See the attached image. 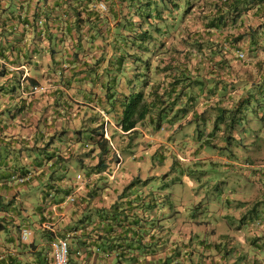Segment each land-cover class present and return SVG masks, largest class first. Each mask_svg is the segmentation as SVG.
I'll return each mask as SVG.
<instances>
[{
  "label": "trees",
  "instance_id": "trees-1",
  "mask_svg": "<svg viewBox=\"0 0 264 264\" xmlns=\"http://www.w3.org/2000/svg\"><path fill=\"white\" fill-rule=\"evenodd\" d=\"M200 93L188 123L200 136L203 122L204 142L264 141V0H0V264H31L20 226H40L77 174L120 161L110 120L130 148L170 132ZM78 190L66 205L83 202Z\"/></svg>",
  "mask_w": 264,
  "mask_h": 264
},
{
  "label": "crops",
  "instance_id": "crops-1",
  "mask_svg": "<svg viewBox=\"0 0 264 264\" xmlns=\"http://www.w3.org/2000/svg\"><path fill=\"white\" fill-rule=\"evenodd\" d=\"M35 1L20 0L30 9ZM39 61L46 66L48 55ZM196 99L182 117L166 124L178 132L144 135L149 144L144 150L117 145L121 169L91 173L78 190L83 202L71 207L64 200L51 202L40 226L21 225L32 230L25 249L31 264L48 261L49 241L61 234L79 264H264V142H253L255 131L249 130L246 142L219 136L204 142L203 122L197 121L205 130L200 136L196 123H188L205 107L202 93ZM13 131L27 132L20 125ZM107 132L112 142L116 136L126 139L112 120ZM147 159L185 170L179 176L140 169ZM30 160L24 157L22 163ZM128 161L135 170L126 169ZM113 209L124 213L114 218Z\"/></svg>",
  "mask_w": 264,
  "mask_h": 264
},
{
  "label": "built area",
  "instance_id": "built-area-1",
  "mask_svg": "<svg viewBox=\"0 0 264 264\" xmlns=\"http://www.w3.org/2000/svg\"><path fill=\"white\" fill-rule=\"evenodd\" d=\"M97 7L101 12L106 11V5L103 1L99 2ZM240 56L242 57L243 55L240 54ZM105 120L107 121V119ZM106 135H107V131H106ZM110 144L112 147H114L112 142H110ZM116 155L120 159V154L117 153ZM110 178L112 177L110 176ZM76 179L79 182V185L77 186V189H75L73 192L69 193L66 196L65 201L72 202L75 198L76 191L80 189L85 184V182H87V179L85 180L81 174H77ZM19 234L21 241H27L29 239L31 232L27 227H22L20 229ZM49 246H50L49 264H71L68 260L69 243L67 238L60 236L53 237L49 241Z\"/></svg>",
  "mask_w": 264,
  "mask_h": 264
},
{
  "label": "rangeland",
  "instance_id": "rangeland-1",
  "mask_svg": "<svg viewBox=\"0 0 264 264\" xmlns=\"http://www.w3.org/2000/svg\"><path fill=\"white\" fill-rule=\"evenodd\" d=\"M118 127V126H117ZM109 134H110V132H109ZM146 134L147 135H153V134H149L148 132L146 133V132H143L142 131V136H138V137H136V138H134L133 140V142L131 143V147H140L141 149H145L147 146H149V144L146 142V139H144L145 138V136H146ZM107 135H108V132H107ZM114 134H112L111 136H113ZM117 135V133H115V136ZM145 135V136H144ZM116 139L118 140L117 142H115L114 140H113V144L115 145V146H117L118 145V147H124V145L123 144H125L124 142H123V144L121 143L122 142V139H120L118 136H116ZM137 142H136V141ZM250 140H252V137H250V139H249V142H250ZM134 142H136V143H134ZM152 142V141H151ZM264 142V141H263ZM143 149V150H144ZM119 150V149H118ZM119 152H120V150H119ZM166 155V152H165V154H164V156ZM166 157V156H165ZM164 157V158H165ZM149 159V158H148ZM146 160L145 162L144 161H142V162H140V163H142V166H141V168L140 169H146V170H155V171H164V172H166L167 170H169V171H174L175 173L177 172L178 173V175L180 176L181 175V173L179 172V170L180 169H184V168H179V167H177V166H175L174 167V164L172 163L171 165H169V166H167V165H164L165 163V160H156V161H150V160ZM88 162V161H87ZM75 169H77V171L78 172H84V169L82 168V167H78V168H76V166L74 167ZM117 168V165H115V166H113V167H111L110 169H108V170H105V171H110V170H114V169H116ZM191 168L192 169H194V167H192L191 166ZM117 169H121V167H119V168H117ZM126 169L127 170H135L136 168H135V166H134V164L132 163V161L130 162V161H128V163L126 164ZM137 169H139V168H137ZM175 169V170H174ZM185 170V169H184ZM195 171V170H194ZM77 172V173H78ZM178 176V177H179ZM163 177H165V176H163ZM172 177V179H170V184H171V182L174 180V176H171ZM162 178V177H161Z\"/></svg>",
  "mask_w": 264,
  "mask_h": 264
}]
</instances>
